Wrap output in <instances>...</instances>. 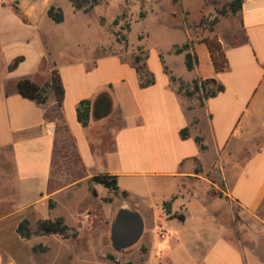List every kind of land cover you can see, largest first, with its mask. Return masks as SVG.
Returning a JSON list of instances; mask_svg holds the SVG:
<instances>
[{
  "label": "crops",
  "instance_id": "obj_1",
  "mask_svg": "<svg viewBox=\"0 0 264 264\" xmlns=\"http://www.w3.org/2000/svg\"><path fill=\"white\" fill-rule=\"evenodd\" d=\"M15 1L0 0V264H47L54 248L46 242L44 251H36L40 238H51L59 249L71 239H85L77 245L82 251L75 264H245L242 250L224 234L204 226L186 234L174 221L185 224L187 218L165 215L163 205L176 199L171 209L182 204L187 209L191 201L177 196L197 184L212 188L216 177L225 197L242 211L256 214L264 206V0H242L233 17L238 26L233 22L227 35L218 34L229 63L221 73L201 40L192 43L184 33L183 42L163 47L146 29L139 46L155 78L148 87H142L134 61L108 50L100 22L98 40L80 43L66 17L61 24L48 17L49 8L57 7L52 0L44 11L38 10V0ZM186 43L197 57L193 71L185 54L175 53V46ZM17 60L18 67L9 70ZM54 70L64 87L62 107L50 87L43 106L19 93L23 79L41 88L50 85ZM196 79L216 80L224 91L203 103L202 93L188 97L185 92L193 90ZM179 81L185 86L181 92ZM85 100L91 102L87 127L77 114ZM103 103L109 112L98 110ZM60 123L67 132L59 130ZM62 138L63 143L70 139L88 178H118L120 192L132 200L123 208L144 220L135 246L112 253L101 237L75 230L70 239L20 236L24 220L35 232L39 220L61 217L45 212L53 211L49 201L59 193L50 192V182ZM169 227L180 234L171 236Z\"/></svg>",
  "mask_w": 264,
  "mask_h": 264
},
{
  "label": "rangeland",
  "instance_id": "obj_2",
  "mask_svg": "<svg viewBox=\"0 0 264 264\" xmlns=\"http://www.w3.org/2000/svg\"><path fill=\"white\" fill-rule=\"evenodd\" d=\"M48 1L38 0V10L44 11ZM234 1L100 0L92 12L84 15L78 13L69 0H52L64 12L66 26L74 30L73 35L80 43L98 40L100 22V38L107 43L108 50L121 54L127 61H134L139 56L142 59L140 65L144 63L145 53H140L138 49L145 37L146 29L153 35L152 42L163 47L183 42L184 33L190 34L192 43L196 40L202 41L206 37L219 39L218 34L227 35L233 22L238 26L237 18H233L238 13L234 14L230 9ZM18 3L16 0L15 4ZM162 25L172 27L174 30H163ZM64 146L62 138L57 148L50 182V192L59 193L54 200L49 201L50 209L53 211L46 210L45 213L51 217H63L65 223L82 236L101 237L113 253L110 239L111 226L119 210L132 200L123 196L120 191L115 192L93 182L97 192L95 203L83 207L88 201L86 181L90 178L87 177L84 168L72 163L76 159L73 149L69 148L65 152ZM212 180L217 184L212 188L197 184L194 188H186L181 195H178L177 198L182 197L184 203L186 199L191 203L187 209L184 206L186 204H182L179 209L172 208L170 217L179 220L187 218L185 224L178 220L174 221L175 224L179 223L186 234L194 233L202 226L207 230L220 232L236 248L242 250L245 264H264V206L256 214L246 213L225 197L226 189L216 177H212ZM173 202L166 203H169L171 208ZM165 215H167L166 210ZM159 218L163 219L161 215ZM88 222L92 227L87 226ZM171 228L169 227L170 231H167L171 236L180 234ZM36 231L32 232L37 235ZM40 239L36 242L37 246L45 250L44 245L47 242L48 246L54 248L47 257V264H75L82 251L77 245H83L85 242V239L81 241L71 239V244L67 243L64 249H59L60 244L52 241L51 238Z\"/></svg>",
  "mask_w": 264,
  "mask_h": 264
},
{
  "label": "trees",
  "instance_id": "obj_3",
  "mask_svg": "<svg viewBox=\"0 0 264 264\" xmlns=\"http://www.w3.org/2000/svg\"><path fill=\"white\" fill-rule=\"evenodd\" d=\"M74 9L78 12H82L84 14H89L94 10V8L99 4L100 0H69ZM242 7V0H235L230 5L231 11L235 14L241 10ZM48 17L53 20L56 24H61L65 20L64 12L61 8L51 6L48 10ZM202 43L206 44L208 50L210 52V56L212 59V63L216 72L221 73L227 70L229 63L226 56V53L223 49V45L217 37H206L202 40ZM191 43H186L182 46H175V53L176 54H185V64L189 71H193L197 65V57L190 52ZM140 53H143L142 48L139 47L138 49ZM19 60L15 61L10 67L9 70H13L18 67ZM142 62V59L137 56L134 60V64L136 65V69L138 74L140 75L142 81V87H148L155 84V78L152 73L147 70L146 64ZM166 73L170 74V71L167 67H165ZM171 80L173 82L178 81L175 77L171 76ZM180 82V81H179ZM50 87L51 91L53 92V98L56 99L57 104L62 107L63 100H64V87L61 81V77L57 70L53 71L52 80L50 85H46L45 87L41 88L36 83H34L30 79H23L18 83V90L19 93L31 100L34 101L41 106L45 105L49 101V96L47 93V88ZM185 88L184 84L180 82V92L183 91ZM224 91V86L219 84L216 80H199L196 79L193 81V90L189 91L186 90L185 94L188 97H191L197 93H202L200 96V100L203 103L205 100L209 98L217 96L219 93ZM78 120L84 126L87 127L90 121L91 115V102L88 100L82 101L77 108ZM61 122V121H60ZM60 131L67 132V128L60 123L59 126ZM188 136V130L185 129L182 132V137L186 138ZM198 144H201V139H197ZM63 150L66 152L69 148L72 147V143H70V139L66 140L64 143ZM202 149L205 150V147L202 145ZM74 151V149H73ZM56 152L54 154L53 164L55 165V157ZM75 152V151H74ZM76 154V153H75ZM76 159L73 164H78L80 167H83L82 161L76 154ZM93 182L102 185L106 189L113 190L115 192H119L120 188L118 185V178L116 176H109V175H97L93 176L92 178L86 181L87 189L89 196L87 198V202L83 204V207L86 204L95 203L97 192L93 186ZM122 195L127 197L128 194L126 192H122ZM164 209L166 213L169 215L171 214V208L169 203L164 204ZM71 232V233H70ZM18 233L24 239H30L34 233L31 230V225L28 220H24L18 227ZM37 235L42 236H49V235H60L63 239H70L76 238V232L71 229L66 223L63 217L57 218L55 220H40L37 223ZM35 250L44 251L41 247H35Z\"/></svg>",
  "mask_w": 264,
  "mask_h": 264
},
{
  "label": "water",
  "instance_id": "obj_4",
  "mask_svg": "<svg viewBox=\"0 0 264 264\" xmlns=\"http://www.w3.org/2000/svg\"><path fill=\"white\" fill-rule=\"evenodd\" d=\"M101 111L109 112V105L101 106ZM144 233L142 216L128 208H121L111 227L110 239L115 251L122 252L135 246Z\"/></svg>",
  "mask_w": 264,
  "mask_h": 264
},
{
  "label": "flooded vegetation",
  "instance_id": "obj_5",
  "mask_svg": "<svg viewBox=\"0 0 264 264\" xmlns=\"http://www.w3.org/2000/svg\"><path fill=\"white\" fill-rule=\"evenodd\" d=\"M100 104H101V103H100ZM103 104H104V103H103ZM103 104H102V105H103ZM102 105H101V106H102ZM98 110L101 111V107H100V106L98 107Z\"/></svg>",
  "mask_w": 264,
  "mask_h": 264
}]
</instances>
